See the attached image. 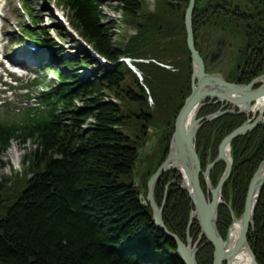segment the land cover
Returning a JSON list of instances; mask_svg holds the SVG:
<instances>
[{
    "label": "trees",
    "instance_id": "trees-1",
    "mask_svg": "<svg viewBox=\"0 0 264 264\" xmlns=\"http://www.w3.org/2000/svg\"><path fill=\"white\" fill-rule=\"evenodd\" d=\"M117 1V10L130 19H135L140 11L146 10V6L143 7L144 4L138 0ZM67 3L80 36L93 45L100 55L114 61L120 49L114 47L115 44L109 39V29L101 24V5L93 0H67ZM186 5L187 0L181 11L185 10ZM166 7L171 8L172 5L167 3ZM161 10L162 7L158 5L156 14ZM182 21L177 30L181 33L176 32V25L170 28L159 26L155 29L156 36L159 39L167 38L169 44L181 38L184 42ZM148 22L141 31L150 24ZM263 29L264 24L243 23V39L246 42L247 36L256 44L251 47L247 42V51L250 49L254 54H264V39L256 35L259 31L262 33ZM183 54L188 55V51H183ZM187 55L185 73L189 75L190 62ZM241 57L242 61L236 59L234 69L227 78L232 82L247 84L258 75L259 69L263 70L262 62L249 63L246 55ZM147 67L139 65L142 72ZM162 70L166 76L171 73ZM145 73L147 77V70ZM171 75L175 85L178 74ZM188 75L185 76L177 107L173 103L169 109H164L166 104L159 105L154 95L156 104L150 108L148 96L140 83L134 79L133 85L128 84L125 76L115 71L93 79V82L63 88L52 95L51 98L61 105L60 113L49 111L35 118L34 115L27 116L20 120V124L0 122V155L12 143L34 146V150L22 160L34 176L27 181L23 192L6 200L3 197L5 187L0 184V264H182L175 256V244L157 230L152 223L150 209L140 204L139 193L146 191L144 183L150 173L148 167L153 165V171L156 168L154 162L149 163L142 158L138 164L137 156L147 129L153 125L157 128L156 113L164 119L159 127L169 130L165 137V146L168 147L173 132V119L190 91ZM148 79L150 76L146 82ZM165 80L169 81L167 77ZM173 91L177 93L176 89ZM68 93L72 94L71 97L66 95ZM105 94H111L112 97ZM111 98L116 99L117 103L111 102ZM75 101H80L82 106L76 107ZM134 108L138 109L137 113ZM216 110L217 107L210 106L200 115ZM244 121V116L226 115L206 123L197 134V151L202 148V156L203 152L208 154L210 151L211 156H214L216 148L213 147ZM86 123L90 127L88 133L83 129ZM135 124L137 126L133 127ZM261 129L264 130V125L232 143L236 161L238 156H248L249 153L255 157L250 166H240L235 162L233 168L230 181L235 180L236 186L239 177H247L240 182L243 193L232 200L237 214L243 210L248 182L264 158V137L256 135ZM245 145L246 152H241V147ZM204 157L201 160H206ZM245 159L243 157L239 160ZM142 164L146 165L145 170L141 168ZM223 169V164L217 165L211 177H217ZM241 172H244L243 175ZM134 173L137 176L142 174L139 176L144 184L139 187L141 191L134 187ZM235 174L237 177L234 179ZM166 176L168 179H163L158 185L160 189L173 174L167 173ZM17 186L14 184L13 187ZM178 192L182 193L181 197H170L167 200L166 211L170 217L167 220L172 222L167 224V228L184 239L186 226L183 222H186L187 213L190 212V202L185 192L181 189ZM225 197L229 198L227 194ZM263 197L264 188L254 215L255 234L249 241L260 264H264ZM156 198L160 201L158 195ZM223 211L227 212L221 209V228L227 220L229 222L225 214L222 225ZM191 230L194 233L198 229L194 226ZM203 251H208L207 261L210 262L211 246L207 245ZM203 251L197 256L198 264L204 263L200 258Z\"/></svg>",
    "mask_w": 264,
    "mask_h": 264
},
{
    "label": "rangeland",
    "instance_id": "rangeland-1",
    "mask_svg": "<svg viewBox=\"0 0 264 264\" xmlns=\"http://www.w3.org/2000/svg\"><path fill=\"white\" fill-rule=\"evenodd\" d=\"M97 1L101 3V6H103L101 9V12L103 13V18L101 19L102 20L101 24L103 23L106 26V28L109 29V39H111L112 44L119 43L118 41H120L123 43V45H128V47L133 52L132 55H134V54H136V56H137V54L141 55V57L146 58V60H157V62H158V60H160V58H161L162 60H164L167 63V64H163V65H167L166 66L167 68H165V70H169L172 74H178V79L176 80V83L174 85V83H172L171 73H169L166 76V74L163 72L161 66L158 67V65H155V63L148 65V67L145 65V67H147V68H145V70L142 72V75L140 72V76H139L138 80L140 83H146L152 91V93H151L149 88L146 91V94L149 93V97L151 99L149 102L150 107H152V106L154 107V105L156 104L155 100H154V95L158 98V102H159L158 104L159 105H162L164 103L166 104V107L164 109H167V108L169 109L170 106L173 105V103H174V107L175 106L177 107V102L181 99V89L185 83V76L188 75L187 73H185V69H186V65H187V63H186L187 59L185 57V54H183V51H185V41L184 42L181 41L182 38L178 39L176 41L175 47L172 49L170 47H172L173 44L169 45L170 40H168L167 38L159 39L156 36L157 33H156L155 29L159 26H161V27L165 26L167 28H170L172 25H176L177 26L176 32L181 33L180 31H177V30L180 28L182 20H183L182 21L183 25H185L184 21L186 20L185 19L186 13H185V10L184 11H181V10H183L182 6H184L186 0H164L166 2L163 3V5L161 6L162 10L160 11V13L159 14L150 13V18H151L150 20H148V16H146V13H144V12H142V13H140V15H138L139 18L137 20H136V18L133 20H128V19L123 20L121 13L118 12V10H117L118 9V3L115 0H97ZM148 1L152 2V0H148ZM244 1H245L246 7H251V9L259 11V13L256 12L257 16H255L254 19H252L250 21V23H252L256 20H264V0H255L254 2H252L250 0H242L241 2H244ZM27 2L30 3L31 9H32V12L34 13V15L39 20L42 21L41 25L39 26L40 28L44 29V31H51L50 32L51 35L52 34L56 35L57 33L55 30L57 27H60V29H62V30H59V31H60L61 35L64 36L63 30H65L66 28L60 24L59 19L56 17V16L60 17L62 13L59 12V10L54 6V3L51 0H27ZM167 3H170L172 5V7L167 8L166 7ZM254 4H256V5H254ZM149 6L152 8L153 5H149ZM149 6H148V8H146L147 12H149V10H150ZM205 6L209 7L208 5H205ZM222 7H214V9L217 10V12H226L229 14V16H231V17L233 16V14L229 11V9L227 7H225V6H222ZM240 10H242V8H240ZM122 21H125V22H122ZM148 21L150 22V24H148L145 27V29H143V31H141L142 27L144 25H146ZM197 21L198 20H195V22H197ZM226 26H228V25L226 24ZM39 27H36V28H39ZM218 27L221 31L224 30L223 24H218ZM258 27L259 26H257L256 28L258 29ZM219 33L221 34V32H219ZM256 35H260L264 39V29L262 30V33L259 31L256 33ZM231 39L232 40L228 41L227 44L219 46V48H221V51L226 49L224 53H227V55L220 54V56L218 58L211 61V64L216 65V66L212 67V69H217V68H220L223 66L225 68L224 69V72H225L227 70V68L231 67L232 61L235 63L237 62L236 59H238V61H242L241 56L246 55L247 62H249V63L255 62L257 64V63L262 62L261 65L263 67V70L259 69L258 70L259 73L257 76L264 75V54L258 55V54H254L253 52L246 50L247 42H248V45L249 44L252 45L251 47L256 45L253 42V40L247 39L245 44L243 45V47H240L234 43H239L241 38H236L234 36H231ZM52 40L54 41V43L56 44L57 47H63V45H65L64 48L66 50L67 49L74 50L76 48L75 46L72 45L73 44L72 42L75 39L70 37L69 35H68L67 39H65L64 41H61L59 43L55 39H52ZM215 40L216 39L211 38L209 41L214 42ZM263 44H264V42H263ZM209 46L212 47V44H209ZM218 52H219V50L217 52H213L212 55L216 56V54ZM150 55L152 57H150ZM138 60H142V59L139 58ZM79 70H80V68H79ZM146 70H147V77L150 76V79H148L147 82H146L147 77H146V73H145ZM124 75L126 76L125 73H124ZM81 76H85V75L82 74ZM129 77L130 78H128V79H125V77H124V79L127 81L126 83L131 84L133 82L131 77L132 78H134V77L131 75H129ZM165 77H167L169 79L168 82H166ZM188 77H189V75H188ZM51 79H52V75L48 76V82H50V83L57 82L56 80L52 81ZM133 84L134 83H132V85ZM172 89L173 90L176 89L177 93H175ZM172 92H174V93H172ZM105 95L108 97H112L111 94H105ZM150 95L153 97V100H152ZM134 110L137 113L138 109L134 108ZM174 111L175 110H173L171 115L174 113ZM163 121H164V119H162V117L156 113L155 125L157 126V128H155V129L158 131L156 132V135H153V131H152V135L146 141V144L144 143V146L141 149L142 150L141 153H143L141 158L143 160L144 159L148 160L149 163L154 162L155 165L161 164V162H163L169 156L170 150H171V146H168V147L165 146V141H166L165 137L168 136L169 130H167L165 127H159V125L161 123H163ZM87 123L83 126V129L88 133L90 131V127H89V125H87ZM165 123L166 122H164V125H165ZM136 126H137V124L133 125V127H136ZM173 126H174V119H173ZM153 128H154V125H153ZM253 131H248L247 133H245L244 136L249 135ZM260 134L264 137V130L263 129L256 132V135H260ZM144 139H145V137H144ZM211 143H210V145H211ZM218 147H219V144L215 145L213 148H216V150H218ZM148 148L149 149L151 148L152 152H148ZM199 149L200 150L197 151L196 154L199 156L200 159H202L203 156L206 157V158L204 157L206 160H201L202 164L204 165L203 167L205 168V166L208 165V163L211 161L213 156L209 157V153L205 154L204 152H203V156H202L200 153L203 149L202 148H199ZM241 149H242L241 152H243V151L246 152L245 150H247V146L246 145L242 146ZM32 150H34V146H32V145L19 146L16 143H12L8 147V149L6 151H4L2 153V155H0V182H4V183H0V184L5 187L7 192H10V193L6 192V194L9 197L10 196L14 197L15 195L18 194V192L21 191V188L23 187V182H15V180L9 181L7 179L9 177L14 178L15 173L22 174L23 169L21 168L20 162H22L23 156L26 154H29ZM215 154H217V153H215ZM229 155H235V152L233 149L229 150ZM243 157H245L246 159L245 160H239ZM233 159H234L233 160L234 165L236 162L237 165H240V166H242L243 164H247L248 166H250L251 163L254 162L255 157L249 153L248 156H243V155L238 156L237 157L238 161H236L235 157H233ZM140 161L141 160L139 159L138 163H140ZM152 166L153 165H150L148 167V170L150 172L147 174V175H149L148 178L151 175H153L152 173L154 171H153ZM141 168L143 170H145L146 165L142 164ZM154 168H157V166H154ZM257 169H258V166H257ZM257 169L253 172V174H252V176L248 182V185L250 184L252 178L255 176ZM169 172H171L173 174V176H171V177H173L172 180H174V179L177 180L179 185L184 184V178H182V177L176 178L177 173L175 170H172ZM222 173L223 172H221L217 177H216V175H213L211 177V179H212L211 182H213L214 186H215V184L218 183V179L221 177ZM243 173L244 172H241L242 175H243ZM141 175L142 174L137 176L136 173H134V177H135L134 182L136 180V177H139ZM161 177H162V180L168 179V177L166 176V173L163 174ZM235 177H237L236 174L234 176V179H235ZM244 177H245V175H244ZM230 178H231V176H230ZM246 178L247 177L241 179V177H239V179L237 181L238 186H236L234 184L235 180H233V182H231L230 179H228V181H226L227 185L225 184V186H226L225 190H227L226 194L228 195L229 198L225 197V195H226V194L224 195L225 190L223 189L222 191H223L224 199H227V202L231 203V200H233V197L235 199L236 196L238 197L239 195H241L243 193L242 186H241L240 182H243L244 179H246ZM17 180L21 181L23 179L19 178ZM149 180H146V183H144L145 186H149ZM162 180L158 181V184H156L155 190H156V195H158V197H160V199H159L160 203L161 202L164 203V209H163V211H161V213L163 214L161 218H162L163 225L167 226V224L169 222H171V221L167 220L170 218V217H168L169 216L167 213L168 211H166L167 200L170 197L171 198L181 197L182 193L178 192V189H180V188H178L177 186H175V185L169 186L168 181H170V180H166V182L164 183V187L162 189H160L158 187V185ZM147 183H148V185H147ZM14 184H18L17 191L13 187ZM136 184L144 185L143 182H136ZM248 185H247L246 193L244 195L245 197H246V194L248 191ZM134 187H136V186H134ZM137 189L139 191L142 190L139 187ZM182 191L185 192L184 190H182ZM206 191H204V192L206 193V195L209 196L207 189H206ZM260 196H261V194H260ZM8 198H6V200ZM230 198H231V200H230ZM7 202H10V201L8 200ZM187 214H190V212H188ZM225 214H226V212L223 211V217L221 218L222 225L224 222V215ZM173 222L175 223V221H173ZM183 223L186 227L189 225V217L188 216L186 217V222H183ZM177 225H178V223H177ZM223 228L220 227V218H219L218 229L222 233H225L222 230ZM157 230L162 232V230L158 227H157ZM186 230H187V228H185V232H186ZM168 231H170V230H168ZM170 232H172V231H170ZM172 233H174V232H172ZM194 233H193V236H194L195 240L198 239L199 236H201V237L203 236V235H201V233H198V230ZM175 235H177V234H175ZM203 237H205V236H203ZM203 237H202L201 242H206V240ZM167 238L170 239L168 236H167ZM204 244H206V243H204ZM211 248H212V253H213V247L211 246ZM175 249H176V247H175ZM201 251H203V248ZM175 256H176V258L180 259L181 263L183 264L182 258L179 255H175ZM200 258L204 262L203 264H213V258L212 257H211L210 262L207 261L209 258L208 251H206V252L203 251L200 255Z\"/></svg>",
    "mask_w": 264,
    "mask_h": 264
},
{
    "label": "water",
    "instance_id": "water-1",
    "mask_svg": "<svg viewBox=\"0 0 264 264\" xmlns=\"http://www.w3.org/2000/svg\"><path fill=\"white\" fill-rule=\"evenodd\" d=\"M190 25H191L190 12L188 11L186 15L188 46L192 54V60L195 68L193 79H196L198 81V84L193 85L192 93L185 101V104L177 117L175 124V132L172 136V141H171L172 148L170 150L169 157L165 161V163L159 168L158 172L154 175L153 180H150L149 182V194L147 197V202L154 212V220H153L154 223L168 237H170L175 241L177 245L178 253L182 258L183 263L195 264L193 258L195 250H190L189 248H186L176 236L170 234L166 230V228L162 223V218L159 213L161 212V210L160 209L158 210V207L154 203L152 196L154 180L160 174H163L166 170L177 168L182 175L183 174L185 175V176L183 175L185 181L184 187L187 188V190L190 193V197L194 202V205L196 207V214L198 215L202 232L206 236L208 242L211 243L215 249L214 264H222L224 260H227L229 264H231L232 263L231 260L233 259V256H235L238 250L241 249L242 247L248 250L251 256L252 264H257L252 252L250 251L249 247H247L246 232L248 230L249 224L252 223V217L254 214L256 203L259 194L264 186V163L257 170L255 176L252 178L250 182L246 196V201H245L244 214L240 220L242 223H244V226L240 231V236L238 240H236L235 242L237 246L231 257L228 256L225 247L227 245H230L232 241H230L231 239L228 238L227 242L222 243L221 239L218 236L215 223H216V208H217V204L219 203V193L223 183L231 174L232 163L230 161L229 155L226 153L227 149L230 146V142L234 138L242 136L248 131L252 130L257 125V123L263 122L264 118L258 119L254 124L245 123L243 126L236 129L232 134L228 135L221 143L219 147L218 157L212 164L207 166L206 172L203 174L207 180V173L214 164L220 161H223L226 164L225 172L222 178L220 179L217 188L212 189L213 200L210 205L206 203L203 192L199 185L198 176L199 174H202V171L200 169L199 160L194 149V138H195V133L199 128V123L200 121H202V119L196 120V115L201 107L202 100L209 97L218 98L229 101L235 105L242 104L248 106L252 100L264 95V88L252 92L251 91L252 84L248 86H236L234 84L227 83L225 80H223L221 76L205 74L202 60L200 59L198 53L194 50L193 47L192 32ZM218 80L226 84V87L228 86L227 87L228 89H226V91L224 92L213 93V91H210L209 87L214 86L212 84L218 82ZM213 117L214 116H209L206 117L205 119L209 121ZM176 155L180 160L179 162H174V158ZM184 160H188L189 161L188 164L192 165V169L194 168L192 173L193 177L190 178L191 181L185 180V177L187 178L186 173H189V171H191V168L189 170L188 168L189 165L185 164ZM205 209H207V212L205 211ZM233 229L234 228L232 227L231 232ZM188 242L190 243V239H188Z\"/></svg>",
    "mask_w": 264,
    "mask_h": 264
},
{
    "label": "bare ground",
    "instance_id": "bare-ground-1",
    "mask_svg": "<svg viewBox=\"0 0 264 264\" xmlns=\"http://www.w3.org/2000/svg\"><path fill=\"white\" fill-rule=\"evenodd\" d=\"M131 59H132V57H129V60H131ZM222 70H223V68L220 69L221 72H222ZM254 78L252 80H250V81H253ZM223 80H224V78H223ZM212 85H214V86H210L209 89H210V91H213V93L214 92H216V93L217 92H224V91H226V89H228L227 88L228 86L226 87V84L222 83L219 80H218V82H215ZM209 89H206V90H209ZM263 97H264V95H263ZM263 109H264V104H263ZM179 161L180 160H179L178 156L176 155L175 158H174V162H179ZM184 161H185V164L189 165V167H188L189 170L191 168V171H189V173H186L187 178L185 177V180L191 181L190 178L193 177V174L192 173H193L194 168L192 169V165L191 164H188V162H189L188 160H184ZM148 179L153 180V177H149ZM155 180H154V182H155ZM244 199L246 200V197H244ZM205 211L207 212V209H205ZM152 213L154 214L153 211H152ZM159 213H160V216L162 217L163 214L161 212H159ZM207 217H208V215H207ZM207 217H206V219H207ZM197 225H198V230H199V227L201 228L200 223H197ZM243 226H244V223H242L241 221L240 222L237 221L236 228H234V232L230 234V237L229 238H232L233 237V234H234V236L240 234V231L242 230ZM199 231L202 232V229L199 230ZM233 243H234V241L231 244H233ZM236 246L237 245L235 243L233 245H230L229 247L228 246L225 247V250H226V252H227V254H228L229 257H231L233 255V252L236 249ZM242 249H243V247L241 249H239V250H242ZM239 255L240 256L238 257V259L237 260L235 259L234 262H232V264H248V262L250 261V258L248 256L247 251H245V249H243Z\"/></svg>",
    "mask_w": 264,
    "mask_h": 264
}]
</instances>
